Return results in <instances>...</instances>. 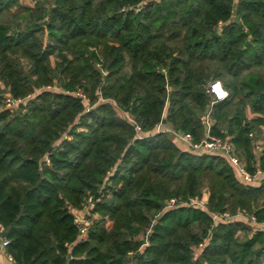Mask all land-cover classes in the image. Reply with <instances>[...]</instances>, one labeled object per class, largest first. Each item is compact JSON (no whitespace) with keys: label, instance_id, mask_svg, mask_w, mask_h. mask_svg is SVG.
<instances>
[{"label":"trees","instance_id":"trees-1","mask_svg":"<svg viewBox=\"0 0 264 264\" xmlns=\"http://www.w3.org/2000/svg\"><path fill=\"white\" fill-rule=\"evenodd\" d=\"M33 1L0 0V237L15 263L264 264V230L213 217L264 222V179L157 132L200 142L210 114V135L264 173V0ZM215 80L229 97L210 108ZM205 192L206 209L187 205Z\"/></svg>","mask_w":264,"mask_h":264},{"label":"built area","instance_id":"built-area-1","mask_svg":"<svg viewBox=\"0 0 264 264\" xmlns=\"http://www.w3.org/2000/svg\"><path fill=\"white\" fill-rule=\"evenodd\" d=\"M77 95L85 99L84 95H82L81 93H77ZM208 96L211 98V105H210L211 108L216 103L226 100L229 97V93L225 89L221 81L215 80L209 83ZM5 105L7 109H14L18 105H22V101L21 100L16 101L10 97H6ZM205 122L207 124V133H206V137L200 142H195L193 140V137L189 134L172 132L171 130L165 129L164 125L162 124L157 127V132H164V131L171 132L174 138L189 151H194L199 153L208 152L223 156L230 162V164L234 168L239 178L245 184L256 185L257 183H260V181L264 179V173L258 171L257 174L252 175L246 168L242 159L237 154L236 149L231 142L210 135L209 133V129L211 126L210 114L206 115ZM137 129L138 131L140 130L138 127ZM255 145H256V152L260 154L263 150V145L258 141L256 142ZM93 201L96 202V199H93V197H89L88 204L92 206ZM175 202H176L175 199L171 200L172 204H175ZM207 202H208V194L207 192H205L200 199H190L187 202V205L191 207H199L206 209ZM213 217L215 222L217 223L228 222L233 220L236 221L241 220L244 223H246L249 227H251L253 231L264 230V222L259 223L255 216H249L248 218H246L244 215H238L236 217H232L229 213H224L222 215H214ZM79 223L80 224L84 223V221L80 220ZM2 230H3L2 227H0V231ZM87 232L88 229L86 227H82L81 229L82 238L86 237ZM8 245H9V240L3 239L2 247L7 248ZM8 256L10 259L13 260V257L10 254Z\"/></svg>","mask_w":264,"mask_h":264},{"label":"crops","instance_id":"crops-1","mask_svg":"<svg viewBox=\"0 0 264 264\" xmlns=\"http://www.w3.org/2000/svg\"><path fill=\"white\" fill-rule=\"evenodd\" d=\"M22 4L23 5H26V6H32L34 4V1L33 0H26V1H23L21 0ZM164 128L167 129V126L164 125ZM259 143H261L262 145H264V139H260L258 141ZM259 183H257L256 185H258ZM2 240L3 238L0 237V264H16L14 259H10L9 258V253L7 251V248H4L2 247Z\"/></svg>","mask_w":264,"mask_h":264},{"label":"rangeland","instance_id":"rangeland-1","mask_svg":"<svg viewBox=\"0 0 264 264\" xmlns=\"http://www.w3.org/2000/svg\"><path fill=\"white\" fill-rule=\"evenodd\" d=\"M23 1H26V0H23ZM6 108V105L4 106ZM7 109V108H6ZM240 237L243 238L244 237V233H240Z\"/></svg>","mask_w":264,"mask_h":264},{"label":"water","instance_id":"water-1","mask_svg":"<svg viewBox=\"0 0 264 264\" xmlns=\"http://www.w3.org/2000/svg\"><path fill=\"white\" fill-rule=\"evenodd\" d=\"M20 107L21 108H23L24 107V105H20ZM164 123H165V121H164ZM98 198V195H96V199Z\"/></svg>","mask_w":264,"mask_h":264}]
</instances>
